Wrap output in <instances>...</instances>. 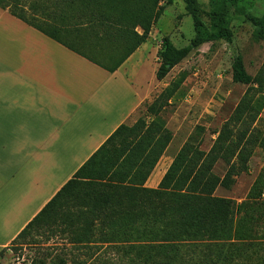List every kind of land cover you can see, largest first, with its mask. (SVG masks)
Segmentation results:
<instances>
[{
    "label": "trees",
    "instance_id": "obj_1",
    "mask_svg": "<svg viewBox=\"0 0 264 264\" xmlns=\"http://www.w3.org/2000/svg\"><path fill=\"white\" fill-rule=\"evenodd\" d=\"M175 1L163 6V0H43L28 9L24 0H0V9L115 74L149 41ZM180 1L193 20L195 37L181 49L163 39L158 82L203 46L231 44L230 8L245 0H209V23L198 0ZM246 17L255 27V40L264 42V15ZM232 79L248 91L208 153L201 149L204 130L198 128L159 187H145L173 140L160 115L182 87L181 76L147 106L145 117L133 127L121 126L18 239L62 202L80 200L86 212L68 219L71 235L66 239L75 264H264V168L245 201L215 196L248 172L256 149L264 151L256 103L264 79L251 77L240 56L234 59ZM219 163L228 168L224 177L215 173Z\"/></svg>",
    "mask_w": 264,
    "mask_h": 264
},
{
    "label": "crops",
    "instance_id": "obj_2",
    "mask_svg": "<svg viewBox=\"0 0 264 264\" xmlns=\"http://www.w3.org/2000/svg\"><path fill=\"white\" fill-rule=\"evenodd\" d=\"M152 36L110 74L0 9V254L153 103L156 63L144 82ZM159 164L148 189L168 171Z\"/></svg>",
    "mask_w": 264,
    "mask_h": 264
},
{
    "label": "rangeland",
    "instance_id": "obj_3",
    "mask_svg": "<svg viewBox=\"0 0 264 264\" xmlns=\"http://www.w3.org/2000/svg\"><path fill=\"white\" fill-rule=\"evenodd\" d=\"M198 1L202 18L209 23L208 14L211 10L209 0ZM24 2L30 9L32 6L39 7L43 0H24ZM165 4L166 0H163L162 5ZM230 11L233 42L229 44L221 41L194 51L173 69L163 82L156 80V72L159 68L156 59L163 39L168 37L178 49L187 47L195 37L193 20L186 15L183 2L177 0L171 7L165 9L163 16L152 30V41L149 42L148 48L153 58L148 55L149 66L144 72V82H151V72L156 63L152 73L155 89L153 102L164 89L181 76L185 77L182 87L160 115L173 136L169 148L160 161V168L169 169L182 147L193 135H197L198 128L204 130L199 137L202 141V151L205 153L210 151L222 126L231 118L248 91L247 86L233 82L232 65L236 57H242L251 77L264 79V42L255 40V27L246 17V15L263 16L264 0H245L232 6ZM38 14H41L40 11ZM256 103L260 110L257 127L264 131V85L263 93L257 97ZM150 105L145 106L143 117L146 114V107ZM150 120L151 118L147 119V122ZM262 168H264V151L256 149L248 165V172L236 177L234 185L229 190L219 188L215 196L237 203L245 201ZM227 170L224 163H219L215 173L224 177ZM82 206L80 200L62 202L51 216L35 224L28 234L5 251L0 257V264H59L61 259L67 260L68 264H75L72 247L66 241L71 235V231L68 230V219L83 216L86 209Z\"/></svg>",
    "mask_w": 264,
    "mask_h": 264
}]
</instances>
